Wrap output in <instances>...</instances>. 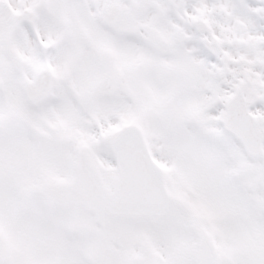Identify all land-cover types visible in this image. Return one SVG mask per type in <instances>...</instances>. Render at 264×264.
I'll return each mask as SVG.
<instances>
[{
	"label": "snow or ice",
	"instance_id": "snow-or-ice-1",
	"mask_svg": "<svg viewBox=\"0 0 264 264\" xmlns=\"http://www.w3.org/2000/svg\"><path fill=\"white\" fill-rule=\"evenodd\" d=\"M0 264H264V0H0Z\"/></svg>",
	"mask_w": 264,
	"mask_h": 264
}]
</instances>
